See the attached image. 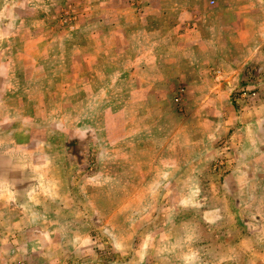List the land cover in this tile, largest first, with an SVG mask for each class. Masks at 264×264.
Listing matches in <instances>:
<instances>
[{
    "label": "rangeland",
    "instance_id": "obj_1",
    "mask_svg": "<svg viewBox=\"0 0 264 264\" xmlns=\"http://www.w3.org/2000/svg\"><path fill=\"white\" fill-rule=\"evenodd\" d=\"M0 264H264V0H0Z\"/></svg>",
    "mask_w": 264,
    "mask_h": 264
},
{
    "label": "crops",
    "instance_id": "obj_2",
    "mask_svg": "<svg viewBox=\"0 0 264 264\" xmlns=\"http://www.w3.org/2000/svg\"><path fill=\"white\" fill-rule=\"evenodd\" d=\"M218 9H219L218 12L220 14L224 13L222 15H229V13H230L232 15V17L235 18L234 20H236V18H239L237 16L236 12L232 9V6L230 8L228 7V9H226L225 11H223V8H218ZM202 49H206L207 51H204V52H210V53L223 52V48H221L219 46L218 47H216V46L203 47ZM205 59H206V62L208 61V59L210 60V61H208V63L205 62L206 64H204V67H206V70H207L208 67H211V66H216V67L218 66L219 67V64H221V63H223L225 61L224 58H221L219 56H213V55H211L209 58L206 57ZM213 60H214L215 64L211 63V62H213ZM209 64L210 65L212 64V65L210 66ZM178 75H180V77H181L180 80L185 79L184 77L187 78V76L184 73H180Z\"/></svg>",
    "mask_w": 264,
    "mask_h": 264
}]
</instances>
